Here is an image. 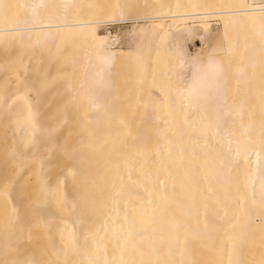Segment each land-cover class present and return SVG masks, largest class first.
Returning a JSON list of instances; mask_svg holds the SVG:
<instances>
[{"label":"bare ground","instance_id":"obj_1","mask_svg":"<svg viewBox=\"0 0 264 264\" xmlns=\"http://www.w3.org/2000/svg\"><path fill=\"white\" fill-rule=\"evenodd\" d=\"M16 1L0 0V75L19 97L33 88L88 116L36 118L23 99L0 120V264L261 262L264 100L254 74L264 71V0ZM209 18L220 23L225 62L214 48L188 61L178 49L177 66L189 71L186 81L174 76L179 86L151 91L144 62L132 85L112 78L119 53L107 50L99 25L149 23L138 34L156 46L173 31L178 47V35L192 36L187 23L202 41ZM14 42L35 43L36 58L20 63ZM240 43L252 46L241 45L246 63ZM246 107L257 108L247 126ZM236 187L250 206L241 195L235 204ZM237 204L254 212L244 207L241 219Z\"/></svg>","mask_w":264,"mask_h":264},{"label":"rangeland","instance_id":"obj_2","mask_svg":"<svg viewBox=\"0 0 264 264\" xmlns=\"http://www.w3.org/2000/svg\"><path fill=\"white\" fill-rule=\"evenodd\" d=\"M14 1H16V0H13V3H14ZM20 1H23V0H20ZM110 1L114 5L117 4V2H116L117 0H110ZM10 3H12V1ZM15 3H17V1ZM7 4H9V1H8ZM142 4H143V2L140 5L141 6H143V5L145 6V4H143V5ZM5 5H6V3H5ZM20 5H21V3L18 6H20ZM22 5L24 6V4H22ZM22 5L20 7H22ZM53 5H54V3H53ZM56 5H57V3H56ZM15 6H16V4H15ZM135 6H136L135 4H132V7H135ZM218 22L219 21L217 19H214V18L207 19L206 26H207L208 33H207V36L202 41L199 38L200 31H199V28L196 27L197 26V23H195V24L187 23V27H190L191 30H192V36L189 38V37H186V36H183V35H178L177 36L178 37V47H176L174 45V43H173V37H172L173 31L170 32V36L168 37V39L166 41H159V44H157L156 46H154V42L153 41L152 42L151 41L149 42V39H147L146 37H143L141 34H138L139 29H142V28L144 29V28L148 27L149 23H144V22H138V23H135V24L134 23H132V24H130V23L113 24V23L105 22L104 24H101V25L98 26V33L100 34V36L104 37V39H105V41L107 43V45H106L107 50L116 51V52L119 53L117 55V59H116V61H117V63H116L117 64V67L114 68V70L117 71V74L116 73H114V74L116 76H118V77L117 78L116 77L114 78V75H112V78L114 80H116V84L117 85H120L124 81V83H128L130 85L132 83V81H133L136 73L138 72V69H140L141 62H144L146 64V68H147L146 73H145L146 75L144 76V84H145V86H148V88L151 91H154L155 87H160V86H163L164 84L170 85V86H174V87L177 86V85L179 86V83H177V81L174 80V76L175 75H181V77L183 78V81H186L187 80L188 75H189L188 68L181 69V68H179L177 66V62H178L177 52H178V49L182 50L183 57L185 58V60L188 61V60H190L192 58H195V57H197L199 55H200L201 60H203V59L205 60L207 58V56L210 55V50L214 48V49H216V51H214L213 54H215L219 58L220 62H225V59L226 58L224 56H227V55L224 52L225 50L223 48V42H222L223 40H222V38H220L221 27H220V23H218ZM254 28L255 27L252 26L247 31L248 32V35H249L248 36L249 39L252 36V30H254ZM261 28L264 31V23H263V25H262ZM135 30H136L137 33L135 32ZM123 33H125L126 35L123 34ZM128 35H129V37H128ZM116 36H117V39H116ZM130 37H131V39H130ZM246 42H249V41H246ZM242 43H245V42H242ZM242 43H240L239 50H238L239 52H240V50L242 49L243 46L250 45V47H252L251 44L243 45ZM12 45H13L14 51H15L14 54L16 55L18 53V55H20V63H23V64H25V62H30L31 63V60H34L36 58V53L34 54V51L32 50V49H34V48L36 49L38 47L35 43L31 42V43L28 44V43H23V42H14V43H12ZM141 45L143 46L142 48H141ZM241 45H243V46L241 47ZM149 46H150V49H149ZM181 47H182V49H181ZM240 47H241V49H240ZM247 48H248V46H246V50H248ZM78 49L79 48H77V47H73L72 48V50H71L72 51L71 52L72 57H75L76 55H79L80 54ZM243 49H244V47H243ZM243 49L241 50L242 52H240V53L238 52V54L240 55L241 53H243L244 58L246 59V57H245L246 52H245V49H244V52H245L244 53L243 52ZM135 51L139 55V60L136 59V60H138V62H135V60L130 61V59L127 60V59H124L123 58V57H126L130 53L135 52ZM249 53H250V51H249ZM249 53H247V54H249ZM27 54H28V57H29L28 60H26L24 58V56L27 57ZM247 54H246V56H247V59L246 60L244 58H241V59H243L245 61V63L248 62V61H250L249 58L251 59V57H249V55H247ZM239 55H237V56H239ZM237 56L236 57H232L234 59L231 58V60L232 61H235V63L236 62L237 63L240 62L239 61L240 59H238ZM228 60H229V58H228ZM131 62H133V63H131ZM177 67H178V69H177ZM131 70L133 71V72H131L132 75L130 73ZM162 71H166V72L170 73V75L168 77L170 80H168V82H167V80H165V78L162 77V75H161V72ZM259 71H257V72H259ZM113 72L114 71H112L111 73L113 74ZM17 73H18V76L20 77V80H21L23 78V72L22 71H17ZM119 73H121V75ZM256 73L254 75H258L260 77V78H258V76L257 77L255 76L256 82L259 81L257 83L258 84L257 87L260 90L262 89L261 91H263L260 94H259V92H260L259 91V92H257V94H258V96L261 95L262 96L261 99L264 100L263 99L264 98L263 97L264 96V90H263L264 89V82H261L262 80L264 81V71H260V75H259V73H257V74ZM262 75H263V77H262ZM126 76H128V77H126ZM11 80H12V78H9V79L8 78H3L0 75V120L10 118L9 114L11 113L12 107L15 108L16 107L15 105L19 104L24 98H26V96H24L22 98V96L19 97V95L15 94V91H13L14 82L11 81ZM117 81H118V83H117ZM21 82L24 83V79H22ZM260 82L263 83V84L261 85ZM28 92H29V94H28ZM28 92H27V96H28L27 99L29 100L28 101L29 103L26 101L27 99H24L25 100L24 102L28 103V105L29 104L31 105L32 104V101L34 102V99L36 100L35 101L36 104L33 103L35 105H33V104L31 106L29 105V108L30 109L28 108L30 111L37 113V114L35 113V117L36 118H50L51 115H49V113H52V112H55L57 114L55 115L56 117L53 116L51 118H58L59 117V114H62L60 116L61 118H85V117L88 116V115H85V114L84 115L81 114V112H82L83 109L80 110V108H76V109L69 108V106L66 105L65 102H63L64 100L58 98L57 96L51 97V99L50 98H47V97H42V96H40V95L37 94L38 92L35 93V90H33V88H30V90ZM29 95H30V97H29ZM55 97L57 99H54ZM259 98H260V96H259ZM55 100H56L57 105L55 104ZM258 101H260V99ZM254 102H255V100H254ZM49 104H51L53 106L51 107V105H49ZM58 107H60V108L58 109ZM63 107L65 109H67V111L64 110V109H62ZM255 109H257V108H249V107H246L245 110L248 113V115L245 116V118L247 119L248 117H250V115L252 114V112ZM57 110H59V111H57ZM32 112H30V113H32ZM68 115H69V117H68ZM31 117H34L33 113L31 114ZM244 121H246V120H244ZM244 121H242V122H244ZM250 121L253 122L251 119H247V121L244 122L243 124L244 125L246 124L245 126H247L250 123ZM239 123H241V122H238L237 124L238 125H243L242 123L241 124H239ZM259 123L258 124L260 126L262 123L261 122H259ZM255 124L257 125L256 122H255ZM250 125H251V123H250ZM257 126H255V127H257ZM259 126H258V128H260ZM238 187L235 188V191L234 192H236L237 190L240 189ZM242 187H245V186L243 185ZM252 187L247 185L246 189L248 188L249 190H252ZM242 189H244V188H242ZM232 191H231V193H232ZM239 191L240 192L241 191L243 192L244 190H239ZM242 192H241V194L239 193V194H236V196H234L235 204H236V198L238 199L239 197H237V196H239V195L243 196L242 197V200H244L245 193L243 192L244 193V195H243ZM231 193H229V195ZM232 195H234V194H232ZM248 195H249L248 197H251L250 194H249V192H248ZM229 198L232 199V201H233V198H231V196H229ZM248 199L250 200V198H248ZM242 200H240V201H242ZM245 200H246V203H244ZM245 200L242 201V202L244 204H248L249 201H247V199H245ZM238 201H237V203H238ZM250 201H252V197H251V200ZM232 203H231V206L233 207V204ZM239 204H240V202H239ZM237 205H234V206L240 207L239 205L238 206ZM236 207H234V208H236ZM244 207H246L245 210L248 209L247 206H244ZM244 207L243 206L240 207V210L243 208L240 211V213H239V214H241V216H240L241 219L244 218V217H242V215L243 216H246V214L248 213V212H246V214H244L245 213V212H243L244 211ZM250 208L248 209V211L250 210ZM230 209H231V207H230ZM232 210H233V208H232ZM234 210L236 211L237 209H234ZM262 210H263V208H262ZM263 211H261V212H263ZM249 212H254V210L249 211ZM259 214H258V216H259ZM255 215H257L256 212H255ZM259 217H261V215ZM236 220H237V218H236ZM236 220H235V222L233 224L237 223ZM243 220H241V221H243ZM257 220H259L258 217H257ZM241 221H240V225H241ZM237 224H239V223H237ZM259 224H260L261 227L264 226V224H261V222H258V225ZM232 226H234V225H232ZM236 226H238V225H236ZM238 227H240V226H238ZM258 228H259L258 226L255 227V229L257 231H260L262 229L259 233L263 234L264 229L263 228H259L258 229ZM252 229L254 230V227ZM250 231H252V230H250ZM257 231H256L257 235L258 236L261 235ZM252 233L253 232H250V234H252ZM254 235H256V234H254ZM261 236H264V234L261 235ZM252 237H251V239H252ZM253 239H254V237H253ZM260 239L264 240L263 238H260ZM256 240H258V242H259V239L258 238ZM262 240H260V242ZM252 241H251V243H252ZM260 242H259V245H257V246L261 248ZM255 244H257V242ZM261 244H264V243H261ZM251 245L249 244L248 246H251ZM262 247H263V245H262ZM252 248H248V249H250L249 251L251 252V254L253 253L254 256H255L258 253V251L260 250V248L257 249L254 246H252ZM251 249L254 250V251L252 252ZM263 250H264V248H263ZM263 250L262 249L260 250L261 251V254L258 253L259 256H261L262 253H264ZM251 254H250L251 260L254 261V258L252 257L253 254L252 255ZM256 258L257 257H255V259ZM258 259L259 260L263 259V260H261V262L260 261L259 262H260V264H262V263L264 264V255H262L261 258L259 257ZM253 261H252V263H253ZM257 261H255L253 264H259V262L256 263Z\"/></svg>","mask_w":264,"mask_h":264}]
</instances>
